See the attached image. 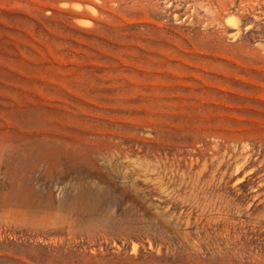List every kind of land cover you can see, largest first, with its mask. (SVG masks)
I'll use <instances>...</instances> for the list:
<instances>
[{
  "label": "rangeland",
  "instance_id": "1",
  "mask_svg": "<svg viewBox=\"0 0 264 264\" xmlns=\"http://www.w3.org/2000/svg\"><path fill=\"white\" fill-rule=\"evenodd\" d=\"M0 264H264V0H0Z\"/></svg>",
  "mask_w": 264,
  "mask_h": 264
},
{
  "label": "bare ground",
  "instance_id": "2",
  "mask_svg": "<svg viewBox=\"0 0 264 264\" xmlns=\"http://www.w3.org/2000/svg\"><path fill=\"white\" fill-rule=\"evenodd\" d=\"M90 7H92V6H90ZM90 7H89V8H90ZM91 10H92V9H91ZM93 11H94V10H93Z\"/></svg>",
  "mask_w": 264,
  "mask_h": 264
}]
</instances>
